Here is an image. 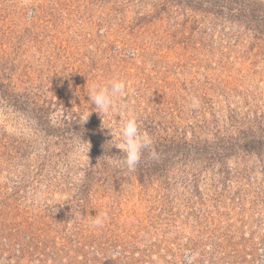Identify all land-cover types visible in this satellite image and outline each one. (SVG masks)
I'll return each mask as SVG.
<instances>
[{
  "label": "rangeland",
  "instance_id": "374dc122",
  "mask_svg": "<svg viewBox=\"0 0 264 264\" xmlns=\"http://www.w3.org/2000/svg\"><path fill=\"white\" fill-rule=\"evenodd\" d=\"M0 83V264H264V0H0Z\"/></svg>",
  "mask_w": 264,
  "mask_h": 264
},
{
  "label": "clouds",
  "instance_id": "9594fccd",
  "mask_svg": "<svg viewBox=\"0 0 264 264\" xmlns=\"http://www.w3.org/2000/svg\"><path fill=\"white\" fill-rule=\"evenodd\" d=\"M125 82L120 79H113L106 84H93L88 89L90 100L95 105V111L103 116H117L121 111L127 112V118L123 119L121 123L114 130L112 123L105 125L112 136L116 137L114 143L124 153L123 165L129 172L135 171L143 151L151 147V137L146 133L141 132L136 114L134 111L128 109L126 104L119 101L125 95ZM89 113L83 118V122L88 119ZM89 148L83 145L78 146V151L82 154H87ZM155 156V153H152ZM51 205V204H49ZM52 206V205H51ZM107 220V214H99L92 221L93 227H102ZM190 264V261L188 262Z\"/></svg>",
  "mask_w": 264,
  "mask_h": 264
},
{
  "label": "trees",
  "instance_id": "16d2710c",
  "mask_svg": "<svg viewBox=\"0 0 264 264\" xmlns=\"http://www.w3.org/2000/svg\"><path fill=\"white\" fill-rule=\"evenodd\" d=\"M1 85V83H0ZM175 141L174 139H169L166 140L160 137V136H156L153 138V144L150 147L151 149H154L156 152L158 151L159 154H163L165 151H167L168 147H171L173 145H175ZM165 142V143H164ZM166 148V149H165ZM149 149H146L143 151V154L141 156V159L135 169V171H137L138 173H141L142 175H147V174H151V172L157 171L159 169H161L163 161H158L157 159H155L154 157H151L149 155ZM121 155H123L124 158V153L120 152ZM151 157V158H150ZM152 159V160H149Z\"/></svg>",
  "mask_w": 264,
  "mask_h": 264
}]
</instances>
